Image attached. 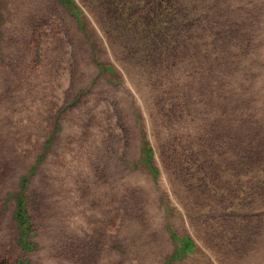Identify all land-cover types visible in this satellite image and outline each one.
I'll list each match as a JSON object with an SVG mask.
<instances>
[{
	"label": "rangeland",
	"instance_id": "1",
	"mask_svg": "<svg viewBox=\"0 0 264 264\" xmlns=\"http://www.w3.org/2000/svg\"><path fill=\"white\" fill-rule=\"evenodd\" d=\"M0 264H264V0H0Z\"/></svg>",
	"mask_w": 264,
	"mask_h": 264
},
{
	"label": "trees",
	"instance_id": "2",
	"mask_svg": "<svg viewBox=\"0 0 264 264\" xmlns=\"http://www.w3.org/2000/svg\"><path fill=\"white\" fill-rule=\"evenodd\" d=\"M141 150L144 152L143 154H146V152L148 151L147 150V148H143V147H141ZM149 158V157H148ZM151 173V172H150ZM152 174V173H151ZM151 176H154L153 174L151 175ZM24 183V182H23ZM22 203H23V200H19V201H17L16 200V208H15V210H14V212H13V218H14V220L17 222V223H19L20 225L22 224V223H24L25 224V227H27V226H29L28 225V217H27V215L25 214V210H24V208H23V205H22ZM170 232V231H169ZM170 236L172 237V233L170 232ZM182 240L184 241V242H186V240H184V238H182ZM175 250V249H174ZM178 257H180V255H177V254H175V253H172V255H171V259L173 258V259H178Z\"/></svg>",
	"mask_w": 264,
	"mask_h": 264
}]
</instances>
